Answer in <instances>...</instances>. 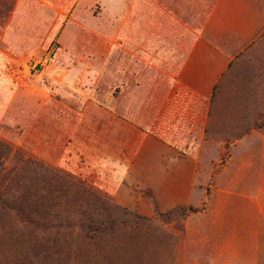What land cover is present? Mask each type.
<instances>
[{"label":"rangeland","instance_id":"374dc122","mask_svg":"<svg viewBox=\"0 0 264 264\" xmlns=\"http://www.w3.org/2000/svg\"><path fill=\"white\" fill-rule=\"evenodd\" d=\"M246 1L252 11L239 19L226 12L182 14L197 26L206 23L214 42L241 44L245 35L254 37L229 56L215 91L213 130L206 134L214 149L177 157L176 172L138 174L133 181L116 179L108 161L94 160V110L81 103L108 100V78L94 86L93 61L107 58L110 25L123 13L115 15L113 0H0V141L20 153L2 162L7 171L22 158L49 170L25 173L29 182L9 186L6 199L19 196L23 185L53 187L55 174L127 215L99 245L59 235L57 247L48 249L50 231L30 234L12 201L6 211L0 204V264H264V175L220 168L226 143L264 124V0ZM47 57L49 64L40 65ZM68 71L72 82L83 81L79 89L53 86L49 75ZM220 142L222 152L215 149ZM156 206L161 213L205 209L167 222L155 215ZM59 216L81 218L71 207Z\"/></svg>","mask_w":264,"mask_h":264},{"label":"crops","instance_id":"0c3cea01","mask_svg":"<svg viewBox=\"0 0 264 264\" xmlns=\"http://www.w3.org/2000/svg\"><path fill=\"white\" fill-rule=\"evenodd\" d=\"M113 7L115 15L123 13V17L111 23L107 58L93 61L98 71L92 76L94 86H102L108 78V100L81 102L83 108L92 105L95 116L92 139L97 143L89 154L99 164L108 161L109 173L118 180L176 172L177 157L214 149L215 141L206 134L213 130L215 87L230 66L229 56L254 40L253 35H245L241 44V40L214 42L206 23L197 26L182 14L226 12L239 19L252 11V4L246 0H113ZM68 74L51 73L53 86L79 89L83 81L72 82L73 74ZM223 144L215 149L222 152ZM229 169L264 175L263 133L253 130L231 144L230 158L221 170ZM259 208L264 212V205Z\"/></svg>","mask_w":264,"mask_h":264},{"label":"trees","instance_id":"16d2710c","mask_svg":"<svg viewBox=\"0 0 264 264\" xmlns=\"http://www.w3.org/2000/svg\"><path fill=\"white\" fill-rule=\"evenodd\" d=\"M216 89L217 86L214 90L213 102L216 97ZM212 112L214 114L213 109ZM253 130L264 134V124H254ZM248 133L249 131L244 133V135ZM240 137H243V135ZM230 149L231 143H226L225 154L221 158L220 168L228 162ZM12 155L15 158H20L18 151H13L9 145L0 141V184L4 187L0 189V204L4 211H6L9 207L8 203L12 201L13 213L19 218L22 226L29 230L30 234L36 235L37 230H42L43 232V229L45 230L44 232L50 231L48 233L49 236L45 239L49 244L48 249L57 247L59 235H66L64 238L74 235V239L90 246L99 245L114 233L115 227L117 228L121 224L119 223L120 218L127 217L125 213H121L114 207L109 206L94 192L87 190L81 185L69 182L60 175H52V172V178L56 181L53 187H47L41 191L34 190L32 187L27 188L24 185L29 181L23 178L25 173H29L34 169L36 171L39 170L38 172L45 170V173H48L49 170L34 161L22 158L18 167L7 171L4 168L2 159ZM16 184H24L21 187L23 189L22 193L10 200L6 199V190L9 186H16ZM66 207L75 208L80 213L81 218L77 220L62 219L59 216V211ZM204 209H199L195 206H180L161 213L156 206L155 215L163 221L170 222L183 219L191 214L201 213ZM131 219L133 220L134 227H136L135 217L131 216Z\"/></svg>","mask_w":264,"mask_h":264},{"label":"built area","instance_id":"2783aa9c","mask_svg":"<svg viewBox=\"0 0 264 264\" xmlns=\"http://www.w3.org/2000/svg\"><path fill=\"white\" fill-rule=\"evenodd\" d=\"M50 61H51V58H48V57H47V58H45V60H43V61L41 60V61H40V63H41L40 65H42V66H46V65L49 64Z\"/></svg>","mask_w":264,"mask_h":264}]
</instances>
